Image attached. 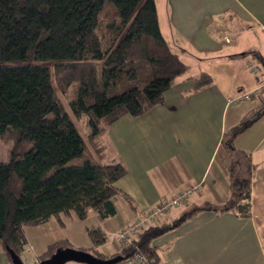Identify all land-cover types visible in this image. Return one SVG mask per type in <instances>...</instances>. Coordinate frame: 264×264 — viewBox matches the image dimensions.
I'll list each match as a JSON object with an SVG mask.
<instances>
[{"label":"trees","instance_id":"16d2710c","mask_svg":"<svg viewBox=\"0 0 264 264\" xmlns=\"http://www.w3.org/2000/svg\"><path fill=\"white\" fill-rule=\"evenodd\" d=\"M187 70L162 33L156 0H0V137L14 140L10 160L0 162V240L6 251L21 256L26 250V225L71 211L80 220L94 211L102 221L118 213L116 183L128 170L121 162L85 158L87 143L55 82L65 93L74 88L71 108L77 117L88 116L89 141L101 152V136L110 124L163 102ZM212 82L207 72L193 78L195 90ZM255 119L242 121L223 138L232 162L231 197L222 209L242 216L251 214L253 164L233 141ZM79 157L81 164H69ZM212 208L207 203L182 220ZM165 230L162 224L148 225L130 247L107 254L100 249L106 233L90 227L93 245L80 249L123 259L140 250L159 264L152 244ZM69 246L74 247L67 239L50 244L38 263Z\"/></svg>","mask_w":264,"mask_h":264},{"label":"crops","instance_id":"0c3cea01","mask_svg":"<svg viewBox=\"0 0 264 264\" xmlns=\"http://www.w3.org/2000/svg\"><path fill=\"white\" fill-rule=\"evenodd\" d=\"M156 5L162 33L188 70L163 102L140 116H122L101 136L97 163L121 162L128 170L116 183L118 213L102 221L94 211L85 220L71 211L24 226L33 264L58 240L91 247L88 228L116 233L185 188L192 193L184 205L147 224L165 225L152 244L161 262L264 264V67L256 59L264 58V0H156ZM192 62L203 66L192 70ZM203 72L213 82L195 90L193 78ZM255 116L233 141L253 164L251 214L242 216L222 209L231 197L232 162L223 138ZM207 203L213 208L182 220ZM121 248L118 240L100 247L107 254ZM0 264H12L1 240Z\"/></svg>","mask_w":264,"mask_h":264},{"label":"built area","instance_id":"2783aa9c","mask_svg":"<svg viewBox=\"0 0 264 264\" xmlns=\"http://www.w3.org/2000/svg\"><path fill=\"white\" fill-rule=\"evenodd\" d=\"M229 40V38H227ZM252 72H259L258 69L252 64L248 65ZM247 94H242L240 97H244ZM191 188H185L179 191L177 194L171 197H164L158 205L148 210L142 216L135 218L132 222L124 225L118 232H111L107 235V242L118 240L121 244V249L128 248L132 245L133 241L137 239L147 224L153 222L162 215L168 214L174 208L185 204L190 194ZM21 258L25 263L30 261L27 256L26 250L21 253ZM116 264H155L152 260H149L147 256L140 250H136L131 256L122 259ZM159 264H178L176 262H160Z\"/></svg>","mask_w":264,"mask_h":264},{"label":"rangeland","instance_id":"374dc122","mask_svg":"<svg viewBox=\"0 0 264 264\" xmlns=\"http://www.w3.org/2000/svg\"><path fill=\"white\" fill-rule=\"evenodd\" d=\"M257 62L261 61L262 65L264 67V58H257ZM194 64H191V67L194 69H198V67H202L203 65L199 64V63H195L192 62ZM55 87L59 96V99L64 107V109L66 110V112L69 114V116L71 117V119L74 121V123L76 124L79 132L81 133L82 137L84 138V140L87 143V152H86V157L85 158H90L92 159L93 162L97 163L98 162V155H97V151L93 148L91 141H89L88 135L91 132V128L88 122V116L87 115H82L81 117H77L70 105V99L69 97L71 96V93L74 91V88H71L68 93H65L62 91L59 83L56 81L55 82ZM263 87V86H262ZM52 115H50L51 117ZM14 146V140L12 138H1L0 137V162H8L10 160L11 157V153H12V149ZM84 161L83 157H79V158H75L72 161H70L69 164H81ZM107 243V241H106ZM76 248H80L81 246H74ZM26 264H33L32 261L30 260L28 263ZM38 264V261H37ZM74 264H82V263H74Z\"/></svg>","mask_w":264,"mask_h":264},{"label":"water","instance_id":"95a60500","mask_svg":"<svg viewBox=\"0 0 264 264\" xmlns=\"http://www.w3.org/2000/svg\"><path fill=\"white\" fill-rule=\"evenodd\" d=\"M7 251L10 255L12 264H26L21 256L13 249L7 247ZM122 259V255H116L108 258L97 257L87 250L69 246L57 248V250L50 257L41 260L38 264H67L69 262L82 264H116Z\"/></svg>","mask_w":264,"mask_h":264}]
</instances>
